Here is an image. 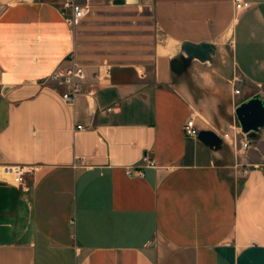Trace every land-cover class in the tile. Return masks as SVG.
Instances as JSON below:
<instances>
[{"label": "crops", "instance_id": "1", "mask_svg": "<svg viewBox=\"0 0 264 264\" xmlns=\"http://www.w3.org/2000/svg\"><path fill=\"white\" fill-rule=\"evenodd\" d=\"M116 1L72 28L61 0H0V163L36 168L26 190L0 178V264H264V127L244 153L184 133L193 112L201 131H231L240 103L264 100V0ZM185 43L212 44L211 60ZM226 47L254 90L231 121ZM74 50L94 94L70 105L48 78Z\"/></svg>", "mask_w": 264, "mask_h": 264}, {"label": "built area", "instance_id": "2", "mask_svg": "<svg viewBox=\"0 0 264 264\" xmlns=\"http://www.w3.org/2000/svg\"><path fill=\"white\" fill-rule=\"evenodd\" d=\"M233 2L237 12H243L252 5L248 0H233ZM60 9L64 15L70 16L72 28H76L91 13L92 3L91 0H61ZM111 73V63L104 61L99 65L98 70L94 72L93 77L98 81H102L109 78ZM88 76V65L79 59L77 51L74 50L68 55L65 62L54 70L48 81L60 89L64 102L73 105L80 96H92L94 94V91L87 89ZM235 93L239 95L240 91L236 90ZM107 111H111V108H108ZM197 117L196 113L193 112L186 121L184 133L187 137L198 139L201 129L197 125ZM203 122L208 124L206 121ZM77 128L79 130L85 129L82 125H78ZM215 132L221 139L235 148L238 153H244L253 146V142L248 136L249 133H244L238 124L232 125L231 131L215 130ZM145 159L147 166L156 167L154 160L147 159V157ZM142 168L143 166L129 167L127 168V174L130 176H143ZM35 169V166L32 165L0 163V178L10 180L26 190L29 188V178ZM249 173V166L244 165L243 177L248 176Z\"/></svg>", "mask_w": 264, "mask_h": 264}, {"label": "water", "instance_id": "3", "mask_svg": "<svg viewBox=\"0 0 264 264\" xmlns=\"http://www.w3.org/2000/svg\"><path fill=\"white\" fill-rule=\"evenodd\" d=\"M121 1L118 0L116 3H120ZM183 50L188 59L196 58L202 62H209L215 47L208 43L201 45L185 43ZM186 67L187 64L179 59L172 61V69L176 73H182ZM235 114L244 133H258L264 127V100L259 94H256L240 103L235 108ZM198 138L210 145L218 146L221 143L220 137L210 130L201 131Z\"/></svg>", "mask_w": 264, "mask_h": 264}, {"label": "rangeland", "instance_id": "4", "mask_svg": "<svg viewBox=\"0 0 264 264\" xmlns=\"http://www.w3.org/2000/svg\"><path fill=\"white\" fill-rule=\"evenodd\" d=\"M92 3V11L89 14L87 18H85L84 23L87 21L90 22L92 19L98 18L100 15L108 12L109 9L114 8L112 7V0H91ZM108 8V9H107ZM107 10V11H106ZM133 19V18H132ZM116 22H123L122 19L120 21L116 19ZM138 29H135L134 32H138ZM149 31L151 32H156V29H150ZM117 47L116 44H112L111 46ZM130 50L138 51L139 49L132 48ZM142 50V49H141ZM111 63L109 60H103ZM219 72H220V77L219 81L222 84L223 83V89L219 90V95H221V98L224 100L223 103L220 105V114L219 116L223 119H226L227 121H231L233 115L228 112V108L236 104L244 98L246 95H251L254 90L247 85L246 81L244 78L239 74V72L236 70L235 66L232 63L231 59V53H230V48L226 47V50L224 52V57L222 60L219 61ZM236 90L240 91V94L237 95L235 92ZM235 116V113H234ZM219 118L216 117L215 119V124L217 126H220L219 123ZM206 127H209V125H206Z\"/></svg>", "mask_w": 264, "mask_h": 264}]
</instances>
